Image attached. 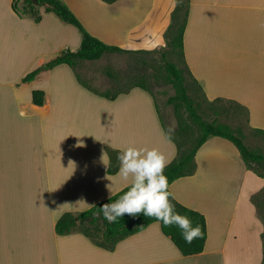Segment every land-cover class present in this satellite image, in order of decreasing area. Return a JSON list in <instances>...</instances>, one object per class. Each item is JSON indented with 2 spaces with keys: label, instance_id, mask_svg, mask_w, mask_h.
Returning <instances> with one entry per match:
<instances>
[{
  "label": "crops",
  "instance_id": "obj_1",
  "mask_svg": "<svg viewBox=\"0 0 264 264\" xmlns=\"http://www.w3.org/2000/svg\"><path fill=\"white\" fill-rule=\"evenodd\" d=\"M62 1L92 36L132 52L166 44L176 7L175 0ZM26 2L0 0V264H263L264 171L217 136L170 185L179 203L206 219L202 253L184 256L159 222L113 249L56 232L64 213L86 211L131 184L108 173L110 151L157 148L169 164L178 149L143 89L109 100L68 65L42 69L77 50L82 34L44 6L38 21L18 14L14 5ZM183 59L207 100L237 103L249 127L264 130V0H188ZM38 68L34 81L22 82ZM36 90L45 93L41 106Z\"/></svg>",
  "mask_w": 264,
  "mask_h": 264
},
{
  "label": "trees",
  "instance_id": "obj_2",
  "mask_svg": "<svg viewBox=\"0 0 264 264\" xmlns=\"http://www.w3.org/2000/svg\"><path fill=\"white\" fill-rule=\"evenodd\" d=\"M105 1L114 3L119 0ZM175 1L176 7L172 15L173 20L176 19L185 7L187 8L188 4V0L186 3L185 0ZM40 6H44L46 12H53L62 21L75 26L82 34L80 47L77 50L66 49L62 51L59 55L44 65L47 70H51L62 64L68 65L76 72V76L83 86L91 92L109 100H115L120 95L127 94L134 88L143 89L155 99L152 91L142 83H137L125 90L111 89L104 92H98L88 84L83 83L80 74L77 72L82 63L100 60L107 54L139 53L144 51L132 52L118 46L108 45L99 38L92 36L86 31L81 21L62 0H37V2L36 0H27L22 9L14 5V10L20 15L32 16L38 21L41 19V14L38 10V7ZM172 26L173 21L168 33L166 34V39L172 29ZM185 28L186 15L184 23L176 30L173 37L171 39H167V47L171 49L172 53L177 51L182 57L184 55ZM163 71L165 80L174 89V94L168 97L167 103L173 106L174 114L178 120V129L176 131L177 136L190 134V139V137L195 135L194 140L190 143H184L181 139L179 140L173 135L170 137L177 146L178 155L174 160L167 164V167L164 170V174L168 177L169 181V191L170 185L175 180L186 176L191 172L198 150L210 137L213 136L222 137L233 142L240 151L247 166L251 167L253 164H258L262 169H264V155L249 149V147L245 145L242 137L243 134L240 130L233 129L230 125L219 122L217 119L212 121L207 120L198 113L195 100L189 94V90L186 85L184 70H182L177 64L170 61L168 54L166 53H163ZM40 73L41 68H38L28 73L22 79V82H32L39 76ZM32 97L36 105H43L45 100V93L43 91H34ZM258 132L264 133V130H258ZM118 154V152L110 151L111 161L108 168L109 174H115L119 170L120 165L117 160ZM259 174L264 177V172ZM129 186L125 187L112 197L99 202L86 211L80 213H64L56 223V232L60 235H68L73 232H79L89 237L96 245L106 249H113L121 240L144 230L154 222H159L154 218L144 216L142 213L136 217L126 214L121 218H117L114 223H109L103 217L99 206L104 203L115 202L121 195L124 194V192L128 190ZM170 200L175 205L177 212L190 218L193 227L196 225L201 227L203 236L202 238L193 240L191 244H188L183 239L181 231L178 227L175 225L165 227L162 222H159L162 232L172 240L174 245L184 256H192L202 253L207 240V224L204 215L182 205L176 199L172 200L170 197Z\"/></svg>",
  "mask_w": 264,
  "mask_h": 264
},
{
  "label": "rangeland",
  "instance_id": "obj_3",
  "mask_svg": "<svg viewBox=\"0 0 264 264\" xmlns=\"http://www.w3.org/2000/svg\"><path fill=\"white\" fill-rule=\"evenodd\" d=\"M186 2L187 0H185ZM185 15L186 7L173 20V26L167 39H171L176 30L184 23ZM167 39L166 44L159 49L139 53L107 54L100 60L84 62L78 68V73L83 83L98 92L111 89L125 90L137 83H142L154 94L168 131L170 128L174 129L171 135L181 139L184 143H190L194 140L195 135L190 139V134L177 136L178 120L174 114L173 106L167 103L168 97L174 94V89L167 83L164 76L163 53H166L170 61L184 70L186 85L189 94L195 100L198 113L207 120L217 119L219 122L230 125L233 129L240 130L245 145L264 155V133L254 131L249 127L246 109L228 100L219 99L213 102L207 100L200 84L188 75L183 57L177 51L172 53L171 49L167 47ZM255 165L256 168H259L258 164ZM259 170L264 171V169L261 170V167ZM262 218L264 219V212Z\"/></svg>",
  "mask_w": 264,
  "mask_h": 264
},
{
  "label": "clouds",
  "instance_id": "obj_4",
  "mask_svg": "<svg viewBox=\"0 0 264 264\" xmlns=\"http://www.w3.org/2000/svg\"><path fill=\"white\" fill-rule=\"evenodd\" d=\"M173 131L169 129V138ZM117 160L120 165L118 174L125 181L131 178V184L115 202L99 206L109 223H114L126 214L136 217L142 213L162 222L165 227H178L188 244L202 238L201 227H193L190 218L177 212L170 200V197L174 200L175 196L169 191L168 177L164 174L168 160L161 151L157 148L129 146L118 154Z\"/></svg>",
  "mask_w": 264,
  "mask_h": 264
},
{
  "label": "water",
  "instance_id": "obj_5",
  "mask_svg": "<svg viewBox=\"0 0 264 264\" xmlns=\"http://www.w3.org/2000/svg\"><path fill=\"white\" fill-rule=\"evenodd\" d=\"M36 2H37V0H36ZM42 69H45V66H44V68H42Z\"/></svg>",
  "mask_w": 264,
  "mask_h": 264
}]
</instances>
